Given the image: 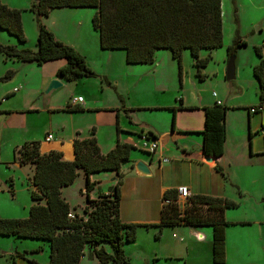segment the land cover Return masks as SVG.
<instances>
[{
    "label": "trees",
    "instance_id": "trees-1",
    "mask_svg": "<svg viewBox=\"0 0 264 264\" xmlns=\"http://www.w3.org/2000/svg\"><path fill=\"white\" fill-rule=\"evenodd\" d=\"M60 6L96 7L92 22L99 32L101 47L126 49L129 62H151L155 60L159 48L171 49L173 56L179 60L181 78L183 54L186 48H189L194 56L197 73L204 77L203 68L213 54L209 52L207 55H201V50L206 48L211 51L224 43L223 0H33L29 8L35 12L39 23L38 48L19 47L15 43L0 42V52L24 63L41 64L65 57L67 62L57 70V74L68 79L96 75L97 72L88 63L86 54L74 45L59 39L41 20L40 15L49 14L52 8ZM23 11L22 7H13L0 0V27L15 34L21 41L27 40ZM246 43L247 41L239 36L234 44L228 46L229 55L235 56L237 45ZM255 48L262 56L260 62L254 66V73L260 82V102H263L264 52L261 45H256ZM13 73L14 70L9 69L5 77ZM179 100L180 105L171 108L177 109L183 106V97L181 96ZM190 107L194 106L190 105ZM65 109L85 108L74 106L70 101ZM228 109L227 103L218 100L204 106L203 151L208 155L220 156L225 151ZM173 127H175V116ZM121 129L118 119V132ZM95 131L96 127L93 126L92 135L75 137L74 159L64 158L63 150L57 148L42 151L39 139L25 140L15 148V159L22 164L35 165L32 176L35 187L31 189L35 202L31 205L28 216L10 217L0 214V234L47 240L51 251L50 259L46 264H82V257L87 252L91 256L95 254L99 264H130L125 244L127 241L136 240L139 225L159 226L156 233L159 237L160 231L166 224H212L214 260L217 264H224L225 225L229 221L221 211L226 207L237 206L238 201L226 196L197 193L191 194L186 199H190L193 204L182 209L177 188H170L163 195L165 202L162 204V217L159 222L124 221L121 217L124 181L122 166L130 159L132 150L138 146L121 141L118 136L116 145L108 152H103ZM252 133L251 131L250 136ZM145 137L156 139L158 136L148 131ZM141 149L153 152L149 149ZM216 168L223 169L220 163H217ZM81 169L86 174L85 193L88 200L82 209L83 212L77 210L78 207L72 205L62 193V188L73 183ZM105 169H113L117 172L113 188L108 192H100L97 197H92L90 192L97 181L92 180L90 174ZM8 187L14 194L12 178ZM91 204L94 205L91 207ZM202 207L207 208L208 212L204 213ZM213 210L216 213H212ZM106 244L110 245L111 250Z\"/></svg>",
    "mask_w": 264,
    "mask_h": 264
},
{
    "label": "rangeland",
    "instance_id": "rangeland-1",
    "mask_svg": "<svg viewBox=\"0 0 264 264\" xmlns=\"http://www.w3.org/2000/svg\"><path fill=\"white\" fill-rule=\"evenodd\" d=\"M223 10L224 43L211 51L206 48L201 50V55H207L209 52L213 54L208 64L203 68L204 77L197 73V65L189 48H186L183 54L182 78L179 60L173 57L169 48H160L159 51H156L155 60L145 63L129 62L126 57V49L102 48L99 33L95 29L92 31L93 8L75 9L74 12L79 15H73L74 18L79 19L81 14L85 20L82 26L73 25L72 41L78 43L80 39L84 43V46L80 47L85 51L90 66L96 70V75L72 79V81H66L47 91L51 80L55 78H50L49 73L56 60L41 64L30 62L23 65L19 60L7 57L0 52V107H3L1 105L17 107L38 105L41 107L40 110L32 108H25L22 111L13 110V114H9L8 117L5 114L0 116V214L10 217H24L23 214L17 216V213H25L26 216L30 214L32 195L27 185L31 169L29 165L20 166L13 163L15 156L12 145L15 138L45 137L47 131L55 133L56 138L60 136L68 138L78 132L87 133L95 126L99 138L106 143L112 134L117 135L114 116L118 115L120 109L122 115L125 116L127 109H125L124 103L135 105H156L155 103L158 102L177 104L180 102L181 96L185 97L188 102L197 103L201 98L206 100L221 97L229 105L227 113L230 134L229 150L233 153V148L241 145L247 155L251 138L249 130L253 132L254 137L251 140H254V143L255 141L256 143L260 142L261 135H264V124L262 123L264 109L253 112L251 117L248 110L250 105H256L261 100L260 86L253 67L257 61L259 63L261 60L255 46L261 45L264 52V0H223ZM36 19V14L29 9L23 13V22L27 28L25 32L26 35H29L26 47L33 49L38 48L37 40H34V34L32 35V22L34 24ZM94 33L98 36V50H94L96 45L93 46ZM239 36L247 43L237 45L234 54L236 76L228 78V63L232 57L229 55L228 46L234 44ZM18 41L15 34L0 27V42L17 44ZM9 69H13L14 73L5 77ZM110 79L111 82L108 81ZM17 85L21 86L20 89L12 93L11 90ZM214 91L217 92V96L214 95ZM78 94H83L103 109H94L98 111L87 108L74 111L65 109L68 101ZM6 95L9 97L8 101L3 100ZM102 106H114L116 109ZM250 120L251 129L249 128ZM122 123L125 124V120ZM130 125L133 124L130 122ZM237 130L239 136L236 135ZM195 149L197 150V148ZM140 151L139 147L135 148L132 150V154L137 155ZM231 153L228 152V156ZM66 156L69 155L66 154ZM242 165L239 162L234 163L232 179L229 178L226 182L230 185V190L235 192L236 186L232 184V181L236 183L240 179L245 190L251 195L245 198L248 205L244 203L240 209H234L245 212L247 206H251L255 201L264 204V200L262 201L264 198V168L251 169ZM131 171L135 172L136 176H140V179L128 177L126 172H130V170H124L122 188L125 187V200L124 202L122 200L121 207L125 214L131 211L141 210L143 212L146 210L147 213H138L135 216L153 217L160 211L159 187L162 177L157 169L154 170V173L147 175H139L133 169ZM111 172L107 169L95 174L96 178H104V189L109 188L112 183L109 178L114 174L111 175ZM166 173L170 177L184 178L186 170L183 171V165H179L176 169H169ZM80 174L73 183L62 188V193L71 203L76 202L81 205L82 201L87 199V195L81 191V187H84L83 171ZM108 176L109 178H107ZM11 178L15 184L14 194L8 187ZM235 178L237 180H233ZM134 188H140V193L139 197H133L132 202L129 190ZM238 195H240L239 192ZM179 204L182 209H185L193 203L190 199L185 201L181 198ZM93 205L91 204V207ZM260 206L264 208V206ZM136 207L139 209L136 210ZM77 210L83 212L82 209ZM202 210L204 213L208 212L207 208L202 207ZM150 234V237H145V240L149 241V245H159L161 242L155 238L154 231H151ZM135 246L134 241L129 242V253H126L133 263L137 259L134 254ZM106 247L111 250L109 244H106ZM50 251L49 242L45 239L0 234V264H35L34 261L46 264L50 259ZM157 261V264H171L165 259ZM81 263L94 264L96 260L87 252L82 257Z\"/></svg>",
    "mask_w": 264,
    "mask_h": 264
},
{
    "label": "crops",
    "instance_id": "crops-1",
    "mask_svg": "<svg viewBox=\"0 0 264 264\" xmlns=\"http://www.w3.org/2000/svg\"><path fill=\"white\" fill-rule=\"evenodd\" d=\"M3 1L13 7L24 8L23 13L25 11H28L29 9L35 14V12L29 8L33 0H3ZM82 8H93L94 9L93 15L96 11V7L94 6H60V7L52 8L49 14L40 15V18L44 23H46V25L55 33V35L59 39L63 40L66 43L74 45L79 51L84 53L85 51L81 49V47L84 46V43L81 42L80 39L78 43L72 41L73 25L74 24H79L81 26L84 25L85 19L83 15L80 14L79 19L74 18L73 16V15L76 16L79 15L77 12H74L75 9L80 10ZM24 27L27 30L25 25ZM32 28L34 32V33L32 32V35L34 34V40H37L36 45L38 47L39 23L37 19L36 22L34 21V24L32 22ZM94 29L95 31L98 32V30L93 26L92 31ZM27 36L28 38L25 41H21L17 37L19 39L17 45L25 46V47L28 46L27 42L29 40V35L27 34ZM94 45H96L95 46L96 49L94 50H98L99 46H98L97 35H95L93 46ZM159 49L157 51H159ZM260 57L262 58V56ZM13 59H17V58H13ZM53 60H56V62L54 67H52V69L50 70L49 73L50 78L58 77L61 80H63V83H65L66 81H72V79H68L63 75L57 74V70L61 66L66 64L67 59L65 57H62V58H58V60L57 59H53ZM19 61L23 65L27 64L22 62L21 60ZM138 63H145V62H138ZM84 77L87 76H81L78 77V79H82ZM259 86H260V82H259ZM12 90L11 92H13ZM79 95H83V94H78L75 96H79ZM219 99H221L222 102L226 103L224 99L221 97L206 99V100L201 98L199 101H197V103L188 102L186 98L183 97V106L178 107L177 109H173L171 108V106L180 105V102L177 104L176 103L166 104V103L158 102L155 103L156 105H152V104L135 105L133 103L132 104L124 103L125 109H127L125 116L122 115L121 109L118 111V115L114 116V124H117V120L119 119L120 127L122 128L121 131L118 132L116 127L117 135L112 134L106 143H104L99 138V135L98 133H96V131H95V135L97 136V139L100 143L103 152H108L111 148H113L116 145L118 136L120 137L121 141L136 144L140 148L141 151L139 152V154L133 155L131 153L130 159L126 161L122 166L123 172L124 170L126 171L127 169L130 170V172H126L128 177H133L134 179L137 180L140 179L139 178L140 176H136L135 172L131 171L132 169L135 170L139 175H147L138 172L135 164L139 159L145 160L146 162L149 163L151 168L150 174L154 173V170L157 169L158 173L162 177V182L159 187V192L161 195L160 211L157 212L153 217H136L135 214L138 213L145 214L147 213L145 212L146 210L142 212L141 210H137L139 208L136 207L137 211H131L125 214L121 207V217L124 221L139 222V223L159 222L162 217V212H161L162 204L165 201L163 199L164 193L170 188H177L178 185L180 184L188 185L190 187L192 194L200 193V194L226 196L228 198L238 201L239 204L235 207H226L221 211L223 216L229 221V223L225 225L226 258L224 264H264V208L260 206V205L264 206V204H259V201H255L253 202V204H251V206H247L245 212H242L240 210H234V209H240L244 203L247 204L245 198L251 195H249L248 191L245 190V187L243 183L240 181V179L239 180H237L236 178L233 179V180H237L238 183L237 182L234 183L232 181V184L236 186L235 192L230 190V185L227 184L226 182L227 179L229 178L232 179L231 176L233 175L231 174L234 173L233 170L234 163H238V162L239 164L242 163L243 164L242 166L245 168H251V169L264 168V135H261L262 137H260L259 139L260 142L256 143L255 141L254 143V140L253 141L251 140V138L254 137L252 133V136H250L251 137L250 145L247 154L248 157L245 154V150H243V147H241V145L238 144H237L238 147H234L233 148L234 151L233 153H231L229 150L230 134L227 124L228 134L225 142L224 153L220 156L214 155L215 157L212 160H206L205 157L206 153L203 151L204 135L202 133V129L204 128V123H205L204 106L213 104L215 103V101ZM3 100L8 101L9 100L8 95H6V98ZM70 101L71 100H69L68 102ZM76 104H74V106H83L84 108H87L89 110L101 108L98 107L96 103H93L86 96H84L83 101L78 102ZM127 105L129 106L126 107ZM190 105H193L194 107H190ZM1 106L3 107H0V112H1L0 116H3L5 114L7 115V117L9 116V114H13L12 113L13 110L22 111L25 108L40 110L41 108L38 105H32V107H28V106L17 107L13 105H1ZM102 107L108 109L115 108L114 106H110V107L102 106ZM102 109L103 108H101L100 110ZM94 111H98V110H94ZM252 113L253 112L249 110L250 117ZM174 116H175V127H173ZM123 120H125V124L122 123ZM112 121H113V117H112ZM130 122L133 125H130ZM262 123L264 124V116L262 117ZM110 124H111V119H110ZM249 128L251 129V120H250ZM148 131L154 132L158 136L156 139L159 141L158 147L155 150H151L153 151L152 153L141 149L142 147L143 149L144 148L148 149L146 146H144V140L145 138H148L145 137V135ZM249 132H251V130H249ZM49 133H53V132L47 131L45 137L31 136V137H24L22 139L15 138L14 143L12 145L13 149L15 150V148L21 145L25 140L39 139L41 140L42 151H48L52 148H57L63 150L64 158L74 159L76 156L75 144H74L75 137L77 135L81 137L90 136L92 135V129H90V131L87 133L79 132L76 134H72V136L68 138H63V136L56 138L55 133H53L54 137L51 139H47ZM238 133L239 131L237 130V134H236L237 136H239ZM67 148L71 149L72 151V154L70 156H66V154L68 153ZM195 148H197V150ZM133 150H135V148ZM228 152L231 153L230 156H228ZM13 163H16L20 166L22 165L30 166L31 174L29 175V183L27 187L31 193V189L35 187V185L32 182V176L34 174L35 165L31 163L22 164L18 159H15ZM217 163L221 164V166L223 167L222 170H218L216 168ZM179 165L180 166L183 165V171L186 170V175L184 176V178L183 177L178 178V176L176 177L168 176L166 171H168L169 169H176ZM109 170L112 171L111 175L112 174L114 175H112L110 178L109 176L107 177L112 180V183H110L109 188L106 189H104L103 187L104 178L100 179L99 177L97 178L95 177V174L98 173V171L92 172L90 174L91 179L97 181L96 186L90 192L92 197H97L100 192H108L113 188V185L116 181L117 172L116 170L113 169H109ZM81 171H83L82 178L84 181L83 182L84 187H81V191L85 192L84 188L86 183V174L84 173L83 169H81L80 172ZM237 187H238V191H237ZM14 188H15V184H14ZM238 192L240 193V195H238ZM124 193H125V187L123 186L122 188L123 202L125 200ZM139 193H140V188L137 189L134 188L132 190H129V195L132 202L134 200L133 198L134 196L135 198L139 197ZM263 200L264 198H262V201ZM34 202L35 200L32 198L31 205ZM87 203L88 200L86 199L82 201L81 205L76 202L74 204L72 203V205H76L78 209H83V207ZM212 213H216V211L213 210ZM17 214H18L17 216H19L20 214H23L22 216H26L25 213H17ZM218 214L220 213L218 212ZM158 230H159V226L157 225H153L151 227L139 225L137 231V238L134 241L136 245L134 249V254L137 259L135 260L134 263L131 262L130 260V264H152V263L157 264L156 263L158 262L157 260H162V259H165L166 261H170L171 264H217L214 260V226L212 224H189V223H180L176 225L166 224L163 226L162 230L160 231V236L157 237L156 233L158 232ZM151 231H154L155 238L161 242L159 245H152L151 243H150L151 245H149V241L145 240V237L151 235L150 234ZM129 242L131 241H127L125 244L126 253H129L128 250ZM141 246L144 247L140 248ZM91 257L96 260V263L94 264H99V259L95 254H93ZM34 262L35 264H43L40 261H34Z\"/></svg>",
    "mask_w": 264,
    "mask_h": 264
},
{
    "label": "built area",
    "instance_id": "built-area-1",
    "mask_svg": "<svg viewBox=\"0 0 264 264\" xmlns=\"http://www.w3.org/2000/svg\"><path fill=\"white\" fill-rule=\"evenodd\" d=\"M20 89V86H16L14 87L13 91H17ZM214 95H217V92L214 91ZM6 98V96L4 97V99ZM84 100V96L83 95H79V96H74L71 99V103L72 104H76L78 102H81ZM219 102L222 101L221 99L218 100ZM264 109V100L263 102H259L256 105H252L250 106V111L252 112H256L259 110ZM54 137L53 133H49L47 136V139H51ZM151 138H145L144 140V146H146L148 149L150 150H155L158 145H159V141L157 139L152 138V140H150ZM177 191H178V195H179V199L183 198L184 200L188 199L189 196L192 194L190 187L186 184H180L177 187ZM72 214V213H70Z\"/></svg>",
    "mask_w": 264,
    "mask_h": 264
},
{
    "label": "water",
    "instance_id": "water-1",
    "mask_svg": "<svg viewBox=\"0 0 264 264\" xmlns=\"http://www.w3.org/2000/svg\"><path fill=\"white\" fill-rule=\"evenodd\" d=\"M235 76H236L235 56H232L229 60V63H228L227 77L228 78H234ZM62 84H63V81L60 78L55 77L51 80V82L47 88V91L51 90L54 87H58ZM215 156L206 154L205 157H206V160H212V159H214ZM135 166H136L138 172L141 174H150L151 173L150 165L145 160H142V159L137 160Z\"/></svg>",
    "mask_w": 264,
    "mask_h": 264
},
{
    "label": "bare ground",
    "instance_id": "bare-ground-1",
    "mask_svg": "<svg viewBox=\"0 0 264 264\" xmlns=\"http://www.w3.org/2000/svg\"><path fill=\"white\" fill-rule=\"evenodd\" d=\"M67 152H68L67 155H69V156L72 154V151L69 148H67Z\"/></svg>",
    "mask_w": 264,
    "mask_h": 264
}]
</instances>
